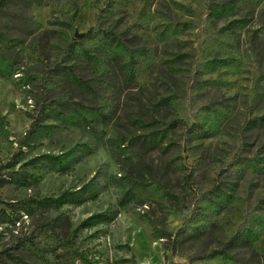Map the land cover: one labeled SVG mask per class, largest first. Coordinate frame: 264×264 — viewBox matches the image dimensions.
I'll use <instances>...</instances> for the list:
<instances>
[{
    "label": "rangeland",
    "instance_id": "374dc122",
    "mask_svg": "<svg viewBox=\"0 0 264 264\" xmlns=\"http://www.w3.org/2000/svg\"><path fill=\"white\" fill-rule=\"evenodd\" d=\"M5 65L0 264H264V0H0Z\"/></svg>",
    "mask_w": 264,
    "mask_h": 264
},
{
    "label": "trees",
    "instance_id": "16d2710c",
    "mask_svg": "<svg viewBox=\"0 0 264 264\" xmlns=\"http://www.w3.org/2000/svg\"><path fill=\"white\" fill-rule=\"evenodd\" d=\"M75 41L73 40V43ZM70 47H73V44H68ZM62 69H66L69 73V75H72L75 79H78V77L75 75L74 70L72 69L71 66H63ZM12 74L11 71V66L5 65L3 67H0V76L3 77H8ZM18 77V76H17ZM47 111L46 106H41L39 110L37 111L36 115L31 117V121L29 124L28 129L25 131L24 135L18 139L19 141V148L21 149L24 145L28 144L30 140H34L36 137L47 134L50 132H53V128H55L56 125L54 123H46V121L50 118H57V119H63L67 118L64 115V112H57V114L50 115ZM52 116V117H51ZM68 119V118H67ZM70 122H75L76 121H70ZM78 122V121H77ZM46 158H50L55 160L56 158L51 157V156H46ZM127 195V192L125 193ZM94 196V193L90 189H86L84 187L82 190L79 191H74L70 193H65L63 194L60 198L53 200L54 202H58L60 199L65 198L64 200L66 202H76L80 200L81 198H91ZM123 199L119 200V204H122ZM118 212L113 211L111 213H101L92 216L91 219H95V222L98 223H108L112 220H114L117 216ZM185 230L182 228H179L175 233H169L168 234V240L171 242L172 246L176 245L177 243L182 241V238L184 237ZM233 238H231L229 241L224 243L220 248L218 249H213L210 252L206 253L205 255H201L200 257H197L198 260L202 261H208L211 259H216V258H229L230 259V253L229 250L235 243L233 242ZM8 254V253H7ZM12 256V255H8ZM136 264V263H133Z\"/></svg>",
    "mask_w": 264,
    "mask_h": 264
}]
</instances>
